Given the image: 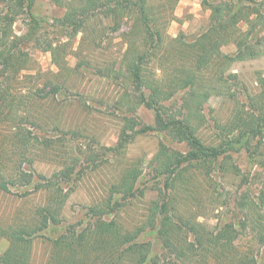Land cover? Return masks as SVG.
I'll return each mask as SVG.
<instances>
[{
  "label": "rangeland",
  "instance_id": "1",
  "mask_svg": "<svg viewBox=\"0 0 264 264\" xmlns=\"http://www.w3.org/2000/svg\"><path fill=\"white\" fill-rule=\"evenodd\" d=\"M202 1L147 0V4L156 20V29L166 41L179 38L189 42L204 32L208 25L209 11ZM255 1L261 19L258 17L260 23L247 38L253 43L256 39L261 41V45H257L258 56L230 65L215 62L201 74L198 88L208 92L209 99L202 107L201 119L193 124L198 126L197 135L204 144L220 143L222 135L215 123L227 126L236 110L239 109L242 114L247 110L248 97L261 90L258 79L264 78V0ZM32 13L43 20L38 31L41 46L51 43L65 48L61 54L69 69H57L51 54L36 48L34 43L24 46L28 61L8 86L14 96L13 110L4 115L2 110L7 112V108L3 106L5 103L0 102V158L7 163L5 169L13 166L15 160H23V168L33 173L34 183L59 184L62 193H67L58 211L60 224L42 232L41 237L32 241L30 264H47L52 241L67 226L83 228L93 222L88 209L99 206L109 197L112 186L119 184L128 168H136L141 173L134 184L135 197L121 201V208L104 218L113 219L127 229L141 226L149 204L158 197L157 188H162V179L152 177V160L157 148L164 143L171 150L184 154L188 147L156 131L135 134L128 131L130 138L124 148L115 155L105 151L107 147L115 148L120 138L122 116L127 115L124 113L126 103L122 101L123 95L132 96L135 91L121 74L115 78L109 73L111 67L118 70L121 64L124 50L122 34L128 27L126 21L118 31L111 30L109 21H104L102 25L97 23L98 31L87 33L83 44L78 47L80 35L69 39L54 24V19L63 15V8L49 0H36ZM26 22L28 18L19 17L12 25L14 34L21 36ZM249 28L247 23L239 24L243 33ZM162 50L156 51L155 57L146 61L149 77L160 78L168 73L176 75L174 70L183 63L184 55L178 53L176 43H167ZM235 52L234 42L221 47L223 54L233 56ZM220 75L224 81L219 79ZM2 81L0 77V83ZM51 83L60 86V89L54 93ZM180 96H176L170 104L172 111L181 105ZM136 116L140 121L137 130L154 123V112L144 106L137 109ZM17 134H24L30 139L29 143L20 147L22 135L18 138ZM45 141H52L53 144L46 146ZM255 142L248 148L236 145L229 152L232 167L216 170L209 177L201 172L192 175L190 172L188 187L176 186V209L185 216L195 217L210 230L225 223H233L240 229L247 221L246 229L233 243L236 252H246L249 247L253 252L264 250L257 245L250 225L255 218L264 223V207L256 215L253 207L240 209L238 205L242 196H245L247 205L256 202L264 183V145L257 146ZM24 147H27V152L23 157L21 150ZM67 166L74 168L68 182L59 174ZM29 189L33 188L29 186L26 189L13 188L10 193L0 192L1 226L27 222L36 208L46 205L53 193H57L56 187L40 191ZM145 239L152 245L151 255L164 261L166 254L156 234L147 233ZM7 246L8 242L2 239L0 255Z\"/></svg>",
  "mask_w": 264,
  "mask_h": 264
},
{
  "label": "trees",
  "instance_id": "2",
  "mask_svg": "<svg viewBox=\"0 0 264 264\" xmlns=\"http://www.w3.org/2000/svg\"><path fill=\"white\" fill-rule=\"evenodd\" d=\"M49 1L64 9L63 15L54 19V24L69 39H76L80 35L78 47L83 44L87 33L98 31L97 23L102 25L104 21H109L112 31H118L124 21L128 25L126 32L122 34L124 50L121 64L118 70L111 67L109 73L114 74L115 78L121 74L135 91L132 96L123 95L122 101L126 103L124 113L127 115L122 116L120 138L115 148L107 147L105 151L115 155L124 148L130 138L128 131L134 134L146 131L163 133L176 143L186 144L188 149L182 154L160 143L152 160V177L162 179V188H157L158 197L149 204L145 222L141 226L127 229L113 219L104 218L119 210L121 201L135 197L134 184L141 173L136 168H128L119 184L112 186L109 197L99 206L88 209L93 222L83 228L67 226L52 241L47 264H264V250L253 252L249 247L246 252H236L233 248V243L247 227L245 219L240 229L233 223H225L210 230L195 217L185 216L175 207L176 186L188 187L191 182L188 176L190 172L191 175L201 172L209 177L216 170L232 167L229 152L236 145L248 148L254 141L257 146L264 145V78L258 79L261 90L255 96L248 97V108L243 114L239 109L236 110L227 126L215 123L221 131L220 143L204 144L197 135L198 126L193 124L195 120L201 119L202 107L209 99V93L199 91L198 88L201 74L215 62L230 65L232 62L258 56L257 45L260 46L261 41L256 39L253 43L247 38L260 23L257 2L214 0L210 3L203 0V6L209 11L208 25L192 41L185 42L179 38L165 40L156 29V20L149 12L147 0ZM35 2L36 0H0V77L3 80L0 83V102L5 103L3 106L7 108V112L2 110L4 115L13 110L14 96L10 94L8 86L10 80L15 79L26 66V44L34 43L36 48L49 52L60 71L69 69L61 54L65 48L51 43L41 46L38 31L43 20L32 13ZM22 16L28 18V22L25 23L24 33L17 36L12 25ZM242 22L250 26L245 33L239 29ZM230 42H234L236 46L233 56L221 53V47ZM167 43L178 45V53L184 55L182 65L174 70L176 75L168 73L160 78L149 77L146 61L155 57L156 51H163ZM219 79L224 81L222 75ZM58 89L60 86L51 83L54 93ZM178 95H181V105L172 111L170 104ZM140 106L154 112V123L137 130L140 121L136 111ZM17 137H20V147L29 143L30 139L24 134H17ZM44 144L49 146L53 142L45 141ZM26 149L24 147L21 150L23 157ZM90 161L94 160L90 158ZM6 165L0 158V192L10 193L13 188L26 189L29 186L36 191L56 187L57 193H53L46 205L36 208L27 222L0 225V242L2 239L8 242L0 255V264H30L33 239L60 224L57 219L58 211L63 206L67 193H62L59 184L34 183L33 173L23 168V160H15L8 169H5ZM73 171V166H67L59 174L68 182ZM244 197H240L239 208L253 207L254 213L259 215L264 207V183L256 202L247 205ZM250 225L257 245L264 247V223L255 218ZM147 233L156 234L162 251L166 254L164 261L151 255L152 245L145 239Z\"/></svg>",
  "mask_w": 264,
  "mask_h": 264
}]
</instances>
